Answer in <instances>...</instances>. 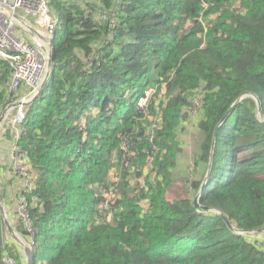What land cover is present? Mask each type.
Instances as JSON below:
<instances>
[{"label":"trees","instance_id":"16d2710c","mask_svg":"<svg viewBox=\"0 0 264 264\" xmlns=\"http://www.w3.org/2000/svg\"><path fill=\"white\" fill-rule=\"evenodd\" d=\"M47 1L53 65L15 139L33 264H264L263 237L239 232L264 226V0ZM11 74L0 60V116ZM193 99L212 210L164 196ZM9 257L25 264L0 213Z\"/></svg>","mask_w":264,"mask_h":264},{"label":"built area","instance_id":"2783aa9c","mask_svg":"<svg viewBox=\"0 0 264 264\" xmlns=\"http://www.w3.org/2000/svg\"><path fill=\"white\" fill-rule=\"evenodd\" d=\"M57 26L58 20L47 0H0V60L7 61L12 69L8 85L10 101L1 115L2 119L11 115L15 126L24 122L26 108L40 94L42 83L51 72ZM142 100L147 103V97ZM22 153L29 169L23 149ZM24 210L28 220L27 205ZM7 259L15 264L14 259Z\"/></svg>","mask_w":264,"mask_h":264},{"label":"rangeland","instance_id":"374dc122","mask_svg":"<svg viewBox=\"0 0 264 264\" xmlns=\"http://www.w3.org/2000/svg\"><path fill=\"white\" fill-rule=\"evenodd\" d=\"M141 104L144 105L145 100H142ZM31 105L32 103L26 108L25 118ZM193 106L192 110L188 112L187 118L182 120L179 125L177 140L180 141V151L177 165L173 173L172 182L168 185L164 194L165 198L169 200L180 198L194 199L199 192V190L194 189V183L199 180L200 175L204 173L207 167V161L199 159L198 156L201 144L205 139V133L198 125L197 116L200 106L196 104L194 99ZM10 117L11 115L1 121L2 115L0 116V213L3 223L4 220H8L14 226L15 219L19 214L24 219H27L24 210L26 201L18 197L17 194L23 188L29 192L32 174L24 163L22 149L15 143V136L23 129L24 122L19 126H15ZM209 164L210 161L208 166ZM4 227L7 230L5 223ZM17 233V240H14L20 247L24 248L27 245V241L20 233ZM258 235L263 237L261 241L264 242V233H258ZM23 257L26 264L24 252ZM4 262L5 264H12L13 261L7 259ZM15 264H19L17 259Z\"/></svg>","mask_w":264,"mask_h":264},{"label":"water","instance_id":"95a60500","mask_svg":"<svg viewBox=\"0 0 264 264\" xmlns=\"http://www.w3.org/2000/svg\"><path fill=\"white\" fill-rule=\"evenodd\" d=\"M51 59H52V55H51ZM48 77H49V76H47L46 79L43 81V83H42V87H41L42 89H43V87L45 86ZM256 100H257V105H258V114H259L260 116H262V115H263L262 104H261V102H260L259 99H256ZM238 102H239V101H236V102L232 105V107L227 111V113L225 114V116H224V117L222 118V120L219 122V124H218L217 127L215 128L214 136L217 135L221 123L227 118V116L230 114V112L232 111V109L234 108V106H235ZM1 121H2V118H1ZM213 147H214V141H213V143H212V149H213ZM211 161H212V159H210V164H209V167H208L209 170H210V168H211ZM209 170H208V172H207V174H206V176H205V178H204V180H203V182H202V185H201V187H200V189H199V192L197 193V195L194 197V200H193L195 206L198 207V208H200V209H202V210H212L211 208L206 207V206H202V205H200V203H199V198H200L201 192H202V190L204 189V186H205V183H206V180H207L208 174H209V172H210ZM219 214L221 215V217L225 220L226 224H227L231 229H235V228L232 226V224H231L229 218H228L225 214H223V213H221V212H219ZM4 223H5V226L7 227V231H8V233L10 234V236H11L13 239L17 240V235H16L17 231L13 228V226L10 224V222H9L8 220H4ZM239 232L245 233L246 235H249V234H251V233H264V226L261 227V228H258V229H256V230H251V231L241 230V231H239ZM17 234H18V233H17ZM25 240L27 241V245H26L24 248H23V247H21V248L23 249V252L25 253V256H26V264H33V263H34L33 260H34V244H35V242H34V240H28V239H25Z\"/></svg>","mask_w":264,"mask_h":264}]
</instances>
